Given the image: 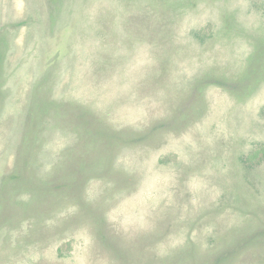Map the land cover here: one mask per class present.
Masks as SVG:
<instances>
[{
    "label": "rangeland",
    "instance_id": "1",
    "mask_svg": "<svg viewBox=\"0 0 264 264\" xmlns=\"http://www.w3.org/2000/svg\"><path fill=\"white\" fill-rule=\"evenodd\" d=\"M0 264H264V0H0Z\"/></svg>",
    "mask_w": 264,
    "mask_h": 264
},
{
    "label": "trees",
    "instance_id": "2",
    "mask_svg": "<svg viewBox=\"0 0 264 264\" xmlns=\"http://www.w3.org/2000/svg\"><path fill=\"white\" fill-rule=\"evenodd\" d=\"M257 155V152L253 153L248 159L254 158Z\"/></svg>",
    "mask_w": 264,
    "mask_h": 264
}]
</instances>
